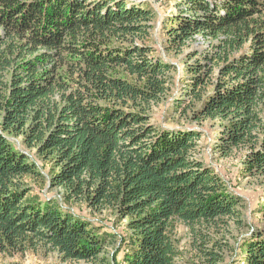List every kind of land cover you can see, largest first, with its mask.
<instances>
[{
  "label": "trees",
  "instance_id": "1",
  "mask_svg": "<svg viewBox=\"0 0 264 264\" xmlns=\"http://www.w3.org/2000/svg\"><path fill=\"white\" fill-rule=\"evenodd\" d=\"M183 2L166 25L169 47L211 39L187 67L193 118L212 122L222 157L244 151L240 173L262 191L260 224L234 264H264V0ZM153 17L132 0H0V254L43 248L111 264L105 245L119 234L81 204L127 220L115 264L122 249V264H179L180 223L197 264L225 260L219 235L242 224L240 198L195 156L201 132L151 122L172 69L143 41ZM9 136L52 163L61 199L33 192L25 177L44 175Z\"/></svg>",
  "mask_w": 264,
  "mask_h": 264
},
{
  "label": "rangeland",
  "instance_id": "2",
  "mask_svg": "<svg viewBox=\"0 0 264 264\" xmlns=\"http://www.w3.org/2000/svg\"><path fill=\"white\" fill-rule=\"evenodd\" d=\"M131 2V0H129ZM143 8L150 9L154 14L151 21L150 35L143 40L149 45L154 56L168 62L172 69L167 71L170 81V90L166 97L158 105H153L151 114V122L161 128L175 129H191L201 132V136L197 140V151L195 156L205 162V164L215 169L228 184L231 192L239 196L238 208L242 211L243 221L240 227L232 225V236L220 232L219 237H224L222 242L230 243V250L224 251L222 264H234L239 257L238 242H240L251 229L260 224V215L255 212L258 198L262 193L261 189L251 180L244 178L240 173L244 151H236L231 156L222 157L214 148V138L216 136V128L209 120L199 122L193 118V110L196 106L191 99L185 96V91L189 82V73L187 67L189 64L196 62L201 55L209 50L210 38L204 36H196L192 41L188 42L181 49H172L167 41L166 25H170L174 15H179L187 11L188 4L183 0H132ZM191 14V13H188ZM1 31V29H0ZM135 42L141 43L142 39L136 37ZM198 54V55H197ZM193 107V109H192ZM14 146L21 149L25 153H29L38 162L39 169L44 175L45 182L34 180L26 176L25 182L33 189V192L42 196L62 198V190L60 188L51 187L49 174L52 163L45 161L37 156L34 149L26 147L21 136H9ZM76 210L81 211L86 216L103 220V223L112 230L116 231L119 236L106 242L105 248L111 264H115L113 255L119 250L121 244V236H126L127 220L119 222L117 216L110 211L101 214L91 213L85 206L81 204L74 205ZM178 237L180 238V248L182 251L179 264H197L199 262L196 256L197 251L193 246V233L190 226L184 223L178 224ZM225 243V244H226ZM226 247V246H225ZM228 247V246H227ZM124 251L118 253L117 264H122ZM112 257V259H111ZM0 264H95L87 261H64L61 255L54 250H44L39 248L35 251L29 250L25 253H2L0 254Z\"/></svg>",
  "mask_w": 264,
  "mask_h": 264
}]
</instances>
